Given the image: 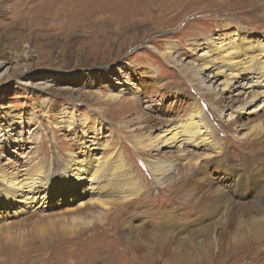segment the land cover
<instances>
[{"label":"rangeland","instance_id":"374dc122","mask_svg":"<svg viewBox=\"0 0 264 264\" xmlns=\"http://www.w3.org/2000/svg\"><path fill=\"white\" fill-rule=\"evenodd\" d=\"M51 1L0 0V129H7L11 111L17 114L7 142L18 138L20 147L12 150L28 157L18 160L5 142L0 166L53 163L77 153L85 132L88 145L93 137L101 142L94 156L121 152L149 187L116 205L118 194L57 193L43 212L0 218V264H264V222L258 224L261 236L245 245L247 230H254V219H264V209L243 211L242 227L213 231L208 214L216 201L205 186L210 176L228 170L239 180L264 181L262 111L235 113L236 126L261 121L238 141L213 115L224 153L196 173L178 164L163 188L140 162L134 138L140 130L156 134L163 123L179 124L188 98L196 95L170 52L189 62L194 56L186 42L215 35L224 18L263 39L264 0ZM43 16L47 26L23 24ZM126 79L133 89L118 93ZM63 107L75 119L70 131L56 118ZM140 116L143 128L136 129ZM251 196L241 204L251 206Z\"/></svg>","mask_w":264,"mask_h":264},{"label":"bare ground","instance_id":"6f19581e","mask_svg":"<svg viewBox=\"0 0 264 264\" xmlns=\"http://www.w3.org/2000/svg\"><path fill=\"white\" fill-rule=\"evenodd\" d=\"M51 2L55 3L54 0ZM23 22L27 26L36 23L47 26L45 16L41 20ZM240 27L239 22L224 18L215 35L199 34L196 39L188 40V51L194 56L189 62H183L176 57L178 54H175V51L170 52L178 72L187 77L189 87L196 95L188 98L186 117L181 119L179 124L163 123L156 128V134L140 130L137 131L139 137L134 135L136 149L140 154L138 158L156 186L163 188L178 164L188 170L191 168L192 172L196 173L201 167L211 166L217 157L224 153L223 139L220 138L218 129L213 127L212 120L216 122L214 116L220 119L221 130L229 131L235 141L256 131L255 127L261 123L259 120L248 128L235 125L237 112L264 113V38H254L252 32ZM175 46L168 45V49L175 50ZM216 82L218 83L215 84ZM121 84L118 93L134 87L129 79ZM109 99L115 100L116 97ZM200 99L205 101L207 106H204ZM42 103V107L47 109L46 102ZM63 108L57 111L56 118L70 131L74 128L72 124L75 119L70 116V111ZM16 115L11 111L7 129L4 132L0 129V145L7 142V133L16 123ZM142 122L143 118L138 117L136 129L143 128ZM82 134L80 150L77 153L69 152L62 155L63 157L58 156V160L53 163L39 167L23 165L21 168V163L14 162L7 169L0 166V218L43 212L54 203L57 193L75 192L77 189L86 194H118L119 198L113 200L114 205L140 196L148 190L147 182L138 176L136 168L130 163L124 164L121 152L107 159L94 156L93 151L102 150L101 142L93 137L90 143L93 146H90L87 144L85 132ZM261 135L264 136V133ZM28 139L33 140L34 137L30 136ZM18 142L16 137L7 142V149L14 153V157H19V160L27 155L19 156V153L12 150L11 147H20ZM162 147L177 148L178 151L175 155H170L163 151ZM79 156L81 157L78 158ZM227 172V175L210 176L205 185L206 191H210L216 201L213 210L208 214V218L212 219L210 229L219 230L223 234L234 226H244L243 211L249 209L252 213L264 209V181L254 178L247 182L239 180L240 175H235L230 170ZM71 178L76 182L73 183ZM83 182L86 183L84 187ZM78 184L80 188L77 187ZM251 194L253 204L249 207L245 203L241 204L242 197ZM60 200L62 199L58 201ZM252 222L256 224L254 230H247L250 235L247 236L246 246L262 234L258 224H262L264 219L256 218Z\"/></svg>","mask_w":264,"mask_h":264}]
</instances>
